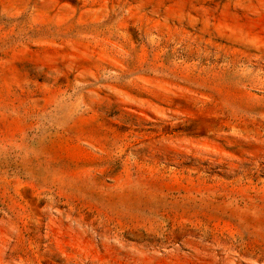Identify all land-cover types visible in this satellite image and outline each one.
I'll use <instances>...</instances> for the list:
<instances>
[{
	"label": "rangeland",
	"instance_id": "obj_1",
	"mask_svg": "<svg viewBox=\"0 0 264 264\" xmlns=\"http://www.w3.org/2000/svg\"><path fill=\"white\" fill-rule=\"evenodd\" d=\"M0 264H264V0H0Z\"/></svg>",
	"mask_w": 264,
	"mask_h": 264
}]
</instances>
